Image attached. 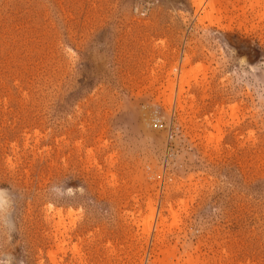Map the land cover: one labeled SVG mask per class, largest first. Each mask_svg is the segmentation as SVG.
Instances as JSON below:
<instances>
[{
	"label": "rangeland",
	"instance_id": "374dc122",
	"mask_svg": "<svg viewBox=\"0 0 264 264\" xmlns=\"http://www.w3.org/2000/svg\"><path fill=\"white\" fill-rule=\"evenodd\" d=\"M0 264H264V0H0Z\"/></svg>",
	"mask_w": 264,
	"mask_h": 264
},
{
	"label": "bare ground",
	"instance_id": "6f19581e",
	"mask_svg": "<svg viewBox=\"0 0 264 264\" xmlns=\"http://www.w3.org/2000/svg\"><path fill=\"white\" fill-rule=\"evenodd\" d=\"M203 1V0H202ZM201 3V1H199V4ZM182 79V78H181ZM173 88V87H172ZM58 217L60 218V213H57ZM174 214V213H173Z\"/></svg>",
	"mask_w": 264,
	"mask_h": 264
}]
</instances>
